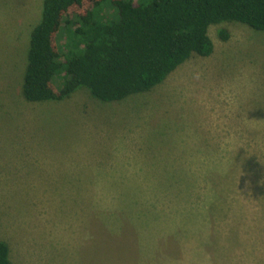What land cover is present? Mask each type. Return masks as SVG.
Wrapping results in <instances>:
<instances>
[{
	"label": "rangeland",
	"instance_id": "374dc122",
	"mask_svg": "<svg viewBox=\"0 0 264 264\" xmlns=\"http://www.w3.org/2000/svg\"><path fill=\"white\" fill-rule=\"evenodd\" d=\"M43 0H0V238L15 264H264V31L212 24L122 100L22 95ZM230 32L227 40L219 30ZM145 142L124 146L116 130Z\"/></svg>",
	"mask_w": 264,
	"mask_h": 264
},
{
	"label": "trees",
	"instance_id": "16d2710c",
	"mask_svg": "<svg viewBox=\"0 0 264 264\" xmlns=\"http://www.w3.org/2000/svg\"><path fill=\"white\" fill-rule=\"evenodd\" d=\"M264 31V0H43L31 31L22 95L62 101L85 87L104 101L150 91L194 53L209 56V27ZM227 40L230 32L219 30ZM0 264H15L0 238Z\"/></svg>",
	"mask_w": 264,
	"mask_h": 264
},
{
	"label": "crops",
	"instance_id": "0c3cea01",
	"mask_svg": "<svg viewBox=\"0 0 264 264\" xmlns=\"http://www.w3.org/2000/svg\"><path fill=\"white\" fill-rule=\"evenodd\" d=\"M126 130H127V127H125L124 129L116 130L113 133L114 135L120 136V141L122 142L124 146L137 147V146H141L145 144V142L141 140L136 134V133H139V131L136 133L128 134Z\"/></svg>",
	"mask_w": 264,
	"mask_h": 264
}]
</instances>
